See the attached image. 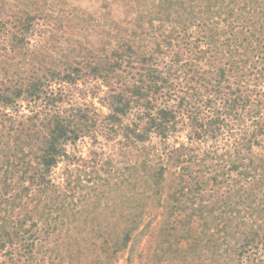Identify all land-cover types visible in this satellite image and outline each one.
<instances>
[{"label": "trees", "instance_id": "trees-1", "mask_svg": "<svg viewBox=\"0 0 264 264\" xmlns=\"http://www.w3.org/2000/svg\"><path fill=\"white\" fill-rule=\"evenodd\" d=\"M16 1L0 264H264V0Z\"/></svg>", "mask_w": 264, "mask_h": 264}, {"label": "rangeland", "instance_id": "rangeland-1", "mask_svg": "<svg viewBox=\"0 0 264 264\" xmlns=\"http://www.w3.org/2000/svg\"><path fill=\"white\" fill-rule=\"evenodd\" d=\"M46 6L45 9L46 11H58V10H82L88 14H91L92 16H100L105 13H109L110 16L116 20H121L125 16V11L124 9L117 4L116 2H107L104 4L103 0H45ZM109 3V4H108ZM4 4H9V5H16L17 1L16 0H0V10L2 9L5 10L7 7L4 6ZM107 5V6H105ZM88 99V98H87ZM74 100L77 103H81L82 101L75 96ZM96 102V101H95ZM97 105V104H96ZM98 106V105H97ZM86 146L83 144L79 145V150L85 151ZM63 168V164L61 166L59 165L58 169L55 171V176L60 177L59 173ZM42 248L37 250V253L35 254V260L36 261H42L44 260V257L42 256ZM1 256H0V262H1Z\"/></svg>", "mask_w": 264, "mask_h": 264}]
</instances>
